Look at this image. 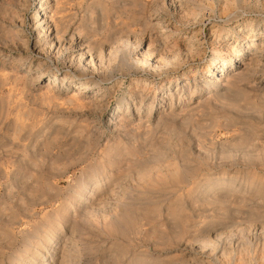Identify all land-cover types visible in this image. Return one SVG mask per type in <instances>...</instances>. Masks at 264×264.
<instances>
[{
  "label": "rangeland",
  "instance_id": "rangeland-1",
  "mask_svg": "<svg viewBox=\"0 0 264 264\" xmlns=\"http://www.w3.org/2000/svg\"><path fill=\"white\" fill-rule=\"evenodd\" d=\"M39 2L0 0V264H59L63 250V264H264V71L248 53H264V0H48L64 46L37 53ZM227 46L228 78L207 84ZM54 72L91 81L87 99L104 102L47 91ZM169 80L179 101L204 89L191 107L153 102ZM132 87L141 112L119 120ZM94 185L85 215L91 205L73 204Z\"/></svg>",
  "mask_w": 264,
  "mask_h": 264
},
{
  "label": "bare ground",
  "instance_id": "bare-ground-1",
  "mask_svg": "<svg viewBox=\"0 0 264 264\" xmlns=\"http://www.w3.org/2000/svg\"><path fill=\"white\" fill-rule=\"evenodd\" d=\"M28 1V0H27ZM48 0H40V2H39V4L37 5L38 7L36 8L37 9V12L35 13V16H34V18H35V21H37L36 22V27H38V28H40V29H42V31H41V34H42V36L40 37V36H38V39L39 40H36V41H34L33 42V49H35L36 51H37V53L39 52V50H40V48H41V51H42V49H44V47L46 48V47H48V49L49 50H54L55 48L57 49L56 51H58V50H60V48L61 47H63L64 45V40H63V36H61V34L59 33L60 32V28H61V26H62V23H60V21L58 20H56V19H54V17H53V12L50 14V6L48 5V2H47ZM25 2H26V0H25ZM56 2H57V0H56ZM95 4V3H94ZM92 5V4H91ZM56 8V7H55ZM59 9V8H58ZM36 11V10H35ZM56 12H57V10H56ZM55 13V12H54ZM60 13V12H59ZM96 14H99V13H96ZM95 15V14H94ZM105 16H106V14H105ZM94 17V16H93ZM101 17V16H100ZM41 18V19H40ZM62 18V17H61ZM95 18V17H94ZM39 19V20H38ZM64 20V19H63ZM63 20H62V22H63ZM102 20V19H101ZM102 22V21H101ZM64 23V22H63ZM85 25V24H84ZM158 25H161V24H158ZM256 25V24H255ZM78 27V26H77ZM215 27V26H214ZM68 28V27H67ZM256 28H255V26L253 25V24H248L247 25V31H246V33H247V35H250V33H252L254 30H255ZM69 30V29H68ZM65 32V31H64ZM67 32V31H66ZM74 33H76L75 31H73ZM211 32H213V30L211 31ZM227 32V31H226ZM195 33V32H194ZM67 35V34H66ZM194 35V34H193ZM65 36V35H64ZM75 37V36H74ZM193 36H191V38H192ZM196 37V36H195ZM75 38H77V37H75ZM190 38V37H189ZM190 38V39H191ZM189 39V40H190ZM72 40V39H71ZM164 40V39H163ZM193 39H192V41H190V43L192 42L193 43ZM195 41H196V39H195ZM194 41V42H195ZM70 42V41H69ZM120 42V41H119ZM72 43V42H71ZM118 43V42H117ZM84 44V43H83ZM150 45V44H149ZM148 46V45H147ZM150 46H152V45H150ZM191 46H193V45H191ZM190 46V47H191ZM70 47V46H69ZM193 48V47H192ZM82 49V50H81ZM85 48H83L82 46H81V48H80V53H79V61L81 62V59L82 58H84V56H86L87 54V52H85V50H84ZM88 49V48H87ZM93 49V48H92ZM126 49V48H125ZM148 49H149V47H148ZM147 49V50H148ZM151 49V48H150ZM149 49V50H150ZM152 49H153V46H152ZM151 49V50H152ZM225 49V54L227 55V57H223V62H222V64H221V71H222V73H221V75H220V77H219V79H213V78H209L210 80H205L206 81V83L207 84H213L214 86H217V85H221L220 83H219V81L221 80V79H223V78H225V77H227L228 78V76L229 75H227V72H230L231 70H230V68L231 67H233L232 66V56H234V55H231V56H229V54L230 53H232L233 52V48H232V46H227V47H225L224 48ZM84 50V51H83ZM89 50V49H88ZM148 50V51H149ZM150 50V51H151ZM256 50V47H255V45H253V46H251V48H249V54H251L250 55V58H249V62H251L250 64L252 65H254V68L252 69L254 72H256L257 70H261V71H264V53L263 52H258V51H255ZM40 51V52H41ZM55 51V52H56ZM224 51V50H223ZM24 53V52H23ZM60 53V52H59ZM78 54V53H77ZM116 54V53H115ZM148 55V54H147ZM225 55V56H226ZM68 58V57H67ZM76 58V57H75ZM123 58V57H122ZM148 58H150L149 56H148ZM217 58V57H216ZM78 59V58H77ZM87 59V58H86ZM120 59V58H119ZM39 60V59H38ZM66 60H68V59H66ZM71 60V59H70ZM141 60V59H140ZM158 60V59H157ZM18 61V60H17ZM73 61V60H72ZM102 61V60H101ZM123 61V60H122ZM216 61V60H215ZM229 61L231 62V63H229ZM16 62V61H15ZM79 62V63H80ZM144 62V61H143ZM157 62V61H156ZM22 63V62H21ZM37 63H40V61L39 62H37ZM158 63V62H157ZM123 63H121V65H122ZM156 64V63H155ZM91 65V64H90ZM125 65V64H124ZM165 65V64H164ZM249 65V64H248ZM86 66H87V64H86ZM163 65H161L160 64V61H159V63L158 64H156V65H153L152 67L154 68V69H158V70H161L162 69V71H163V68H164V66H163V68H161ZM125 67V66H124ZM176 67V66H175ZM252 67V66H251ZM34 69V68H33ZM39 70H36L37 72H36V74H35V77H34V79H32L34 82H38L40 79H41V76H43V75H45L46 76V74L44 73L45 71L43 70V68H41L40 66H39V68H38ZM137 69V68H136ZM249 69H251L250 67H249ZM164 70H165V68H164ZM169 70V69H168ZM230 70V71H229ZM151 71H153V70H151ZM224 71V72H223ZM247 71H249V70H247ZM29 72V71H28ZM28 72H25V73H23L22 74V77L23 78H27V77H29L30 75L28 74ZM253 72V73H254ZM258 72V71H257ZM256 72V73H257ZM226 73V74H225ZM249 73V72H248ZM231 74V73H230ZM247 74V73H246ZM93 75V74H92ZM173 75V74H172ZM253 75V74H252ZM252 75H250L251 77H252ZM44 76V77H45ZM85 76V75H84ZM83 76V77H84ZM20 77H21V75H20ZM210 77V76H209ZM242 77H243V75H242ZM246 77V76H245ZM184 78V77H183ZM226 78V79H227ZM233 78V77H232ZM231 78V79H232ZM19 79V78H18ZM83 78L81 77V76H77V79L76 78H73L72 76H69V75H62V74H58V73H56V72H54L53 74H51V75H49V77H48V79H47V83H46V87H47V91H50V92H54L56 89L57 90H60L61 92H63V93H70L71 92V94H69V96L72 98V99H74V101H77V103H79V104H81L82 106L81 107H83V106H87L88 108H89V106H92V108L94 107V106H96V104H98L99 102H104V100H103V96L102 97H99V95L98 94H100L98 91H96L95 93H94V97L92 98V99H87V93L84 91L85 89H87V88H90L91 86H90V84H92L91 83V81H89V80H82ZM17 80V79H16ZM183 80V79H182ZM198 80V79H197ZM203 80H204V78H203ZM228 80V79H227ZM230 80V79H229ZM234 80V79H233ZM200 82H201V80H200ZM225 82H226V80H225ZM228 82V81H227ZM189 83H190V81H189ZM198 83V82H197ZM229 83V82H228ZM60 84L61 85H64V86H66V87H60ZM187 84V83H186ZM146 85V84H145ZM151 85H152V83H151ZM211 86V85H210ZM222 86V85H221ZM225 86V85H224ZM234 86V85H233ZM206 88V87H205ZM207 88H208V86H207ZM206 88V89H207ZM259 88V87H258ZM156 89H157V91L159 92L158 93V97H159V99H157V100H155V97H154V99H153V102H155L156 101V103L157 104H162L163 103V100H165L166 98H168L170 101V106L171 107H178L180 104H181V106L180 107H184V106H192V104H194V102L196 101V99L198 98V95L202 92V89H204L202 86H200V85H198V84H193V89H191V95H189L188 94V96H185V97H183L182 98V100L181 101H179V99L183 96V95H185L184 94V89L181 87V82H177V81H171V80H169L168 82H166V83H157L156 84ZM226 90V89H225ZM46 91V92H47ZM137 90H136V88H134V87H132L130 90H128V91H125L124 93H123V96L121 97V98H119V100H118V103H117V105H116V107H115V114H119L118 115V118H119V120H122L123 118H126L125 117V115L127 114V113H129V112H131V110H132V108H135V111L137 112V114H136V116H139V113L141 112V108H142V106H143V104H142V102H143V99H142V101L140 102V104H136V102H135V95H138V92H136ZM227 91H229V89H227ZM58 93V92H57ZM54 94V93H53ZM66 95V94H65ZM228 95H231V94H228ZM139 96H140V94H139ZM157 97V98H158ZM52 98V97H51ZM71 98H69L68 100H71ZM56 99V98H55ZM175 99H177L178 101H175ZM198 101V100H197ZM70 102H73V100H71ZM179 103V105L177 106L176 105V103ZM74 103H76V102H74ZM196 103V102H195ZM159 105V106H160ZM198 105V104H197ZM190 106V107H191ZM179 107V108H180ZM186 107V108H187ZM91 108V107H90ZM184 109V111L185 110H187V109ZM193 108V107H192ZM87 109V108H86ZM144 109V108H143ZM150 109H151V111H152V109H153V104L151 103V107H150ZM183 109L182 110H180V111H182L183 112ZM190 109V108H189ZM93 110V109H92ZM95 110V109H94ZM134 111V110H133ZM179 111V112H180ZM172 113V112H171ZM170 113V114H171ZM114 114V113H113ZM169 114V113H168ZM134 115V114H133ZM151 115L152 114H149V115H147V118H150L151 117ZM175 115V114H174ZM167 116V115H166ZM169 116V115H168ZM167 116V118H169ZM170 116H172V114L170 115ZM177 115H175V117H176ZM117 117V116H116ZM172 117H174V116H172ZM166 118V119H167ZM185 118V117H184ZM115 121V120H114ZM160 126V125H159ZM157 127V126H156ZM135 128V127H134ZM133 128V129H134ZM149 128V127H148ZM159 128V127H158ZM206 137V136H205ZM163 140V139H162ZM203 143H205V142H203ZM156 150V149H155ZM172 154V153H171ZM122 159V158H121ZM125 167V166H124ZM137 169V168H136ZM121 170V169H120ZM95 171V170H94ZM98 171V170H97ZM96 171V172H97ZM132 171V170H131ZM96 172H94L95 174H96ZM93 173V172H92ZM130 173V172H129ZM124 175V174H123ZM217 175V174H216ZM99 176H102V175H100L99 174ZM127 176V175H126ZM103 177V176H102ZM119 177V176H118ZM123 177V176H122ZM226 177H227V173L225 172V171H220L219 173H218V175H217V181L219 182V183H225L226 182ZM230 177V176H229ZM92 178V177H91ZM109 178V177H108ZM120 178V177H119ZM93 179V178H92ZM98 179V178H97ZM229 180V183L227 182V183H225V184H227V186H228V188H232L233 189V187L232 186H234V183H232L233 181H232V179H228ZM227 180V181H228ZM253 180V179H252ZM92 181V180H91ZM112 181V180H111ZM123 181V180H122ZM215 181V180H214ZM216 181V182H217ZM95 182V181H94ZM83 183H84V181H83ZM85 183H87V182H85ZM91 183V182H90ZM108 183V181H106L105 182V184H107ZM115 183H116V181H115ZM236 183V182H235ZM264 183V182H263ZM103 184V183H102ZM113 184V183H112ZM81 185V184H80ZM85 185V184H84ZM97 185V184H96ZM210 185V184H209ZM215 185V184H214ZM218 185V184H217ZM223 185V184H222ZM81 186H83V185H81ZM212 186L213 185H210V188H212ZM225 186V185H224ZM245 186H246V184H245ZM254 186V185H253ZM86 187V186H85ZM96 186L94 185V186H87L86 187V189H85V195L84 196H82L81 198L79 197V199H77L76 201H75V203L73 204V207L75 208V209H77V210H80V209H78V208H82L83 207V205L82 204H86V205H91V206H86L85 208L86 209H83V211H82V213L83 214H88V213H92L93 214V212L95 211V210H98L95 206H94V204L93 203H91L90 204V202L89 203H86L85 201L86 200H88L89 201V199H91V197H90V194H92L91 192H94V189H90V188H95ZM98 187V186H97ZM116 187H122V184H118L117 186H115V188ZM256 187V186H255ZM99 188V187H98ZM227 188V187H226ZM227 188V189H228ZM235 188H236V186H235ZM257 188V187H256ZM209 189V188H208ZM248 189V188H247ZM259 189V191H260V188H258ZM80 190V189H79ZM121 189H119L118 191H120ZM256 190V189H255ZM84 191V190H83ZM235 191V190H234ZM117 192V191H116ZM121 192V191H120ZM248 192V191H247ZM83 193V192H82ZM119 194V193H118ZM257 194V193H256ZM255 194V195H256ZM259 194H261L262 195V192H260ZM258 194V195H259ZM114 196V195H113ZM263 196V195H262ZM117 197V196H116ZM214 199H218L217 197L215 198V196H214ZM243 199H244V197H243ZM245 201H247L246 199H244ZM241 201H242V199H241ZM246 203V202H245ZM93 204V205H92ZM98 204V203H97ZM240 204V203H239ZM104 205V204H103ZM99 207H100V205H99ZM98 207V208H99ZM84 208V207H83ZM102 208V207H101ZM100 208V209H101ZM99 209V210H100ZM73 211V210H72ZM72 213V212H71ZM76 213V212H75ZM81 213V214H82ZM95 213V212H94ZM79 214V213H78ZM90 215V214H89ZM70 216V215H69ZM79 216V215H78ZM81 216V215H80ZM84 216V215H83ZM88 216V215H87ZM109 227V226H108ZM65 231V230H64ZM70 231V230H69ZM58 233V232H57ZM159 235V234H158ZM55 236V235H54ZM65 236V235H64ZM52 237V236H51ZM50 237V238H51ZM54 238V237H53ZM66 238V237H65ZM50 240V239H49ZM243 241V240H242ZM48 244V243H47ZM53 244V243H52ZM44 246H47L48 247V245H44ZM45 249V248H44ZM147 250V249H146ZM242 251V250H241ZM40 252V254L42 253L43 255H45L46 253H45V251L44 250H40L39 251ZM71 254V253H70ZM48 255H50V256H52V255H54V253H50V252H48ZM67 255H68V252H67V250L65 251V250H63V252L61 253V261L59 262V264H63L62 262L67 258ZM77 255V254H76ZM33 256V255H32ZM31 256V257H32ZM35 257V256H34ZM54 257V256H53ZM37 256H36V260H37ZM40 258V257H39ZM42 258H43V256H42ZM26 259H28V258H26ZM25 260V259H24ZM29 260V259H28ZM31 260V259H30ZM39 261H41V262H39V263H37V264H43V262H45V260H43V259H39ZM69 261V260H68ZM25 262V261H24ZM21 263H22V261H21ZM29 263V262H28ZM31 263V262H30ZM66 263V262H65ZM33 264V263H32ZM67 264V263H66ZM71 264V263H70Z\"/></svg>",
  "mask_w": 264,
  "mask_h": 264
}]
</instances>
